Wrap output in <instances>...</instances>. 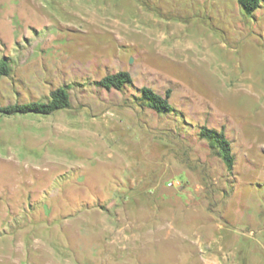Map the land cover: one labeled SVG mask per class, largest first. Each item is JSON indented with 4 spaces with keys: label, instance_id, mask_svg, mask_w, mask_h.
I'll list each match as a JSON object with an SVG mask.
<instances>
[{
    "label": "rangeland",
    "instance_id": "obj_1",
    "mask_svg": "<svg viewBox=\"0 0 264 264\" xmlns=\"http://www.w3.org/2000/svg\"><path fill=\"white\" fill-rule=\"evenodd\" d=\"M3 56L0 264H264V0H0Z\"/></svg>",
    "mask_w": 264,
    "mask_h": 264
},
{
    "label": "trees",
    "instance_id": "obj_2",
    "mask_svg": "<svg viewBox=\"0 0 264 264\" xmlns=\"http://www.w3.org/2000/svg\"><path fill=\"white\" fill-rule=\"evenodd\" d=\"M241 7L247 13H252L258 9L262 3V0H237ZM12 66L10 59L7 56L0 58V79L3 76H8L11 73ZM98 84L106 89L116 88L122 89L126 84L132 83V77L126 70H120L114 73H108L102 77ZM69 86L58 87L50 92V95L45 101H31L28 103H17L6 106L3 108L7 113H41L49 114L59 109L68 108L70 106V93L68 91ZM171 89L166 91L163 95L157 92L155 89L144 86L140 90V99L145 102L147 106L155 110L160 114H166L174 112L176 109L170 102ZM200 135L207 139L211 145L217 148L218 153L223 158L226 167L229 171H232L235 164V156L232 151L230 141L227 139L225 132L221 129L218 130L214 127L202 126Z\"/></svg>",
    "mask_w": 264,
    "mask_h": 264
}]
</instances>
